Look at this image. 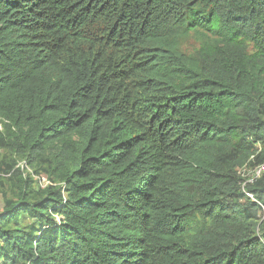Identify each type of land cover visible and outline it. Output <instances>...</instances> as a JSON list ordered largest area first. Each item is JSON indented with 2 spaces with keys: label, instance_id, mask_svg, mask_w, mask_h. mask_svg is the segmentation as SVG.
<instances>
[{
  "label": "trees",
  "instance_id": "1",
  "mask_svg": "<svg viewBox=\"0 0 264 264\" xmlns=\"http://www.w3.org/2000/svg\"><path fill=\"white\" fill-rule=\"evenodd\" d=\"M254 155L264 0H0V264H264Z\"/></svg>",
  "mask_w": 264,
  "mask_h": 264
},
{
  "label": "built area",
  "instance_id": "2",
  "mask_svg": "<svg viewBox=\"0 0 264 264\" xmlns=\"http://www.w3.org/2000/svg\"><path fill=\"white\" fill-rule=\"evenodd\" d=\"M261 149L262 148L259 147V152L261 151ZM255 157H256L255 155L252 156L251 159L238 172L239 177L241 179V185H242L243 190H245L248 185L256 183L257 180H259L264 173V163L260 165H256V166L251 164V162L255 160ZM20 166L24 167L23 165H20ZM44 180L46 182L45 185H48L49 182L47 181V179L45 178ZM245 193L247 194L249 198L254 200L251 194H249L246 191ZM262 220H264V212H263Z\"/></svg>",
  "mask_w": 264,
  "mask_h": 264
},
{
  "label": "rangeland",
  "instance_id": "3",
  "mask_svg": "<svg viewBox=\"0 0 264 264\" xmlns=\"http://www.w3.org/2000/svg\"><path fill=\"white\" fill-rule=\"evenodd\" d=\"M20 165H23V163L21 162V164ZM24 166V165H23ZM46 177L45 176H42L41 178H40V183H41V185L42 186H45V184H46V182H45V179ZM2 206V201H1V198H0V207Z\"/></svg>",
  "mask_w": 264,
  "mask_h": 264
}]
</instances>
